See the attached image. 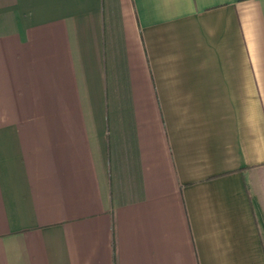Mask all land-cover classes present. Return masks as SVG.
<instances>
[{"label": "crops", "instance_id": "obj_1", "mask_svg": "<svg viewBox=\"0 0 264 264\" xmlns=\"http://www.w3.org/2000/svg\"><path fill=\"white\" fill-rule=\"evenodd\" d=\"M0 264H264V0H0Z\"/></svg>", "mask_w": 264, "mask_h": 264}]
</instances>
